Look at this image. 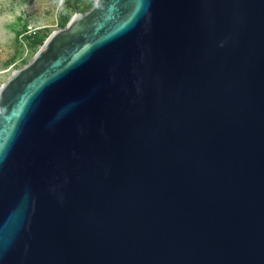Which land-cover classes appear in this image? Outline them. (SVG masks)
<instances>
[{"label": "water", "instance_id": "95a60500", "mask_svg": "<svg viewBox=\"0 0 264 264\" xmlns=\"http://www.w3.org/2000/svg\"><path fill=\"white\" fill-rule=\"evenodd\" d=\"M0 264H264V0H94L13 69Z\"/></svg>", "mask_w": 264, "mask_h": 264}, {"label": "rangeland", "instance_id": "374dc122", "mask_svg": "<svg viewBox=\"0 0 264 264\" xmlns=\"http://www.w3.org/2000/svg\"><path fill=\"white\" fill-rule=\"evenodd\" d=\"M94 0H0V85L26 64L46 37Z\"/></svg>", "mask_w": 264, "mask_h": 264}]
</instances>
